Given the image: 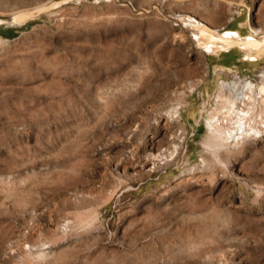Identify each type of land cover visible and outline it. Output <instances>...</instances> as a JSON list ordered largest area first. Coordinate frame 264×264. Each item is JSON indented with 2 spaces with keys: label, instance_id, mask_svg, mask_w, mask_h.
<instances>
[{
  "label": "rangeland",
  "instance_id": "374dc122",
  "mask_svg": "<svg viewBox=\"0 0 264 264\" xmlns=\"http://www.w3.org/2000/svg\"><path fill=\"white\" fill-rule=\"evenodd\" d=\"M29 13L0 24V264H264V102L230 139L226 101L264 57L193 33L251 39L264 0H0Z\"/></svg>",
  "mask_w": 264,
  "mask_h": 264
},
{
  "label": "bare ground",
  "instance_id": "6f19581e",
  "mask_svg": "<svg viewBox=\"0 0 264 264\" xmlns=\"http://www.w3.org/2000/svg\"><path fill=\"white\" fill-rule=\"evenodd\" d=\"M92 1H97V0H92ZM34 14V13H33ZM31 14V15H33ZM29 14H24V15H19L17 17H11L9 19H0V24L2 23H11V24H21L22 22H24L25 20H27ZM27 16V17H26ZM31 16H29L30 18ZM248 23V22H247ZM197 30L193 31V33H196V35L198 36V40L200 38V36H204L206 39L205 41H201L198 42L197 44H199L200 46H202L205 49V52L207 54H218L222 51L226 52L232 49V47H238L240 48V50L244 53V55L246 56L247 59H258V58H262L264 57V32H262V30H256L254 28H252L250 26V24L248 23L247 28L249 29V32L251 34V39H247L243 34L242 31L238 30V32H228L226 33L224 36H221L222 38H217L216 33L205 28V27H201L199 25H197ZM250 38V37H249ZM259 38V39H258ZM202 39V38H200ZM210 39V40H209ZM202 42H205L204 44ZM222 85L224 83H221ZM239 85V84H238ZM224 86V85H223ZM227 87V85H226ZM236 87V84H233V88ZM223 88V87H222ZM229 88V86H228ZM231 88V87H230ZM241 89L238 90L239 88H237L236 90L231 91L232 94L235 95L231 98H227V102L229 103L228 107L230 106V108H228L227 110L232 111L236 117L233 116L235 122V127L233 131H229V138L230 139H234V138H238V136H243V135H251L249 133L252 134H257V133H262V129L256 128L254 126H251L250 121L252 119L251 115H250V108H242L243 106L247 105L246 101H250L253 99H257L258 101H262L264 102V83L261 86H256L255 84H253L251 81L246 82L242 87H240ZM225 89V88H224ZM235 89V88H234ZM221 90V89H220ZM230 90V89H229ZM226 91V90H225ZM220 93H223L222 90ZM226 96V95H225ZM222 99V95L220 96ZM228 97V95H227ZM223 98V102L225 101ZM242 106L241 108L239 107ZM222 105H224L222 103ZM225 105V107L227 106ZM226 109L224 108V110H222V113H226L223 112ZM252 112V111H251ZM229 113V112H228ZM230 115V114H229ZM211 119H218L219 117H214ZM264 125V124H263ZM36 249V248H35ZM48 252V251H47ZM46 251H44L43 249L40 251V254L42 256L48 254Z\"/></svg>",
  "mask_w": 264,
  "mask_h": 264
}]
</instances>
